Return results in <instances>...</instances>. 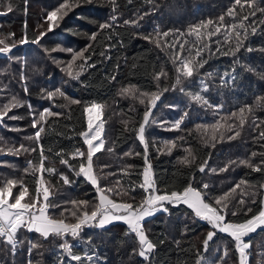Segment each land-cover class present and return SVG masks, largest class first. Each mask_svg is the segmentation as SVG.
Returning a JSON list of instances; mask_svg holds the SVG:
<instances>
[{
    "label": "trees",
    "instance_id": "obj_1",
    "mask_svg": "<svg viewBox=\"0 0 264 264\" xmlns=\"http://www.w3.org/2000/svg\"><path fill=\"white\" fill-rule=\"evenodd\" d=\"M63 0H28L27 14H25L24 0H0V12L6 11L10 3L13 7L11 13L0 15V39L7 44L16 43V47L8 55L0 54V106L11 101L16 96L24 104L23 107L12 109L9 116H17L18 119L11 120L5 117L4 126H0V187L6 179L23 180L29 188V193L35 195V177L25 172L27 161L38 160V153H22L19 156L7 154L8 147H18L20 144L35 146L26 137L34 134V129L30 127L33 117L29 115L28 104L32 106V111L39 112L44 107L53 104L64 105V107H53L55 112H62L59 117L48 118L45 125L46 132L42 134L41 143L44 145L48 160L46 166L57 169L58 173H63L72 181L64 184L58 174H44L50 185V196L54 202L61 205L60 208L50 209L49 215L54 218H64L65 222H75V218L70 213L60 216L63 208H72L71 201L86 200L89 202L88 210L98 204L97 192L94 187L85 180L83 176L77 177L67 166L59 163V157L55 153L64 150L65 158L70 163L77 165L79 159H71L72 153L79 148L86 150L79 132L86 128L84 106L93 102L104 105L103 117L107 120L104 126L105 149L113 148V152L103 151L94 157V172L100 178L101 187H113L114 191L109 193L110 198L117 202H132L136 205L144 197L143 190L132 185L138 184L141 180L139 173L144 167V148L136 137L139 123L142 122L145 105H141L139 100L119 95L122 87L135 86L138 93H155L164 88H172L175 84L176 72L172 63L173 51L171 48H157L154 42L143 39L148 35L153 40L156 31L161 33L168 31L171 39L172 34L185 33L183 40H194V36L187 35L190 26L199 24L201 21L219 20L221 15H225L224 23L231 25L239 24V19L227 16L230 7H235L237 17L249 16L244 23L248 26V37L244 40V47L237 53V57L231 55L224 56L215 53L216 45L212 44V53L205 52L208 63L200 69V75L204 77L209 85L207 92L201 94L211 105H223L217 110L209 107H202L191 102L184 93H181L177 86L176 91L164 92L157 107L153 109V116L159 121H166L165 127L159 123L153 124L146 130V139L149 144L148 156L155 175V183L160 192L171 190H182L187 186L188 181L195 177L193 184L200 187L201 182H207L210 195L215 198L229 191L241 179L248 181L242 188L247 192L246 199L255 198L256 204H249L253 211H257L260 200L264 199V172H254L251 168L240 164V161L248 159L254 164L261 160L260 153H264V141L254 139L259 131H264V124L260 129L254 130L252 121H264V108L256 107V98L264 96V15L256 11L255 17L250 13L253 10L248 5L261 9L264 8V0H241L244 5H235V0H79V6L73 8L71 12L60 21V26L53 32L47 33L42 38L41 43L19 44V40L27 33L29 41L39 35L41 31H46L44 17L48 11L54 10ZM116 15V23L111 29L101 31L99 25L110 23L112 15ZM143 17L140 19V17ZM124 20L138 21V27L132 24L125 25ZM256 24L252 25L251 21ZM25 22L27 27L25 28ZM257 27L256 34H251V27ZM202 31H204L202 29ZM224 31V29H222ZM243 36L244 30L241 29ZM15 33V36L10 34ZM96 33L97 41H91L90 36ZM111 36V39H109ZM212 40L217 37H212ZM92 44L91 51L95 53L89 63H95V68L85 67L84 72L78 80H71L62 70L66 67L67 61L71 59V54L65 51L72 48L75 51L84 49L88 44ZM112 47L106 52L111 59L100 56V52L105 51V45ZM229 45L235 47V41H230ZM229 45H223V50L227 51ZM4 45H0L3 47ZM189 45H186L188 47ZM251 48L252 51L247 49ZM55 49V51H53ZM239 59V63L234 64V59ZM77 64L80 61L76 62ZM118 66V67H117ZM21 68L25 76V81L21 83ZM235 68L236 79L231 84L223 86L220 83V76L226 71ZM163 70L167 76H161L159 81L154 79V75ZM211 72L209 78L205 73ZM115 75L117 79L110 81V77ZM25 84L28 93L24 92ZM7 85L5 88L4 86ZM185 87H190L193 92L200 91L197 78L194 77L189 84L186 80ZM60 88L65 92V97H56L49 101L41 91H54ZM143 98V97H141ZM71 99H78L81 104H71ZM147 103V100H146ZM245 105H251L253 112L247 114L243 128H239V121L231 117V113H239V109ZM132 109H135L134 111ZM187 111L189 116L181 125V130H165L176 119ZM225 117L226 119H221ZM217 120L224 125V128L216 133L217 141H211L212 129L205 132L198 125H212ZM127 121V124L124 122ZM232 125V130L228 131V126ZM223 132L224 139H220V132ZM235 131H240V136L228 140V136L234 135ZM208 140V143L205 141ZM166 143H175L176 147L171 154H167ZM52 149L51 152H47ZM191 150L195 160L191 164H182L180 161L188 155ZM130 152L132 155L124 156ZM141 153L140 156L135 153ZM257 153L253 157L251 154ZM191 160L192 157H189ZM208 161L206 173L198 171L199 166ZM235 162L234 164L232 162ZM104 164L109 167L103 168ZM128 164L133 165L127 171L130 175H125L122 169ZM228 165V170L219 172V168ZM217 169L212 173L210 169ZM116 173V175H108ZM36 175H39L37 173ZM120 180L116 185L115 181ZM123 189V191H121ZM19 185L13 189V195L18 194ZM120 192V195L116 193ZM127 193V195L124 194ZM229 204V208L238 211V199L241 198V190L237 189ZM134 198V199H133ZM10 202H12L10 200ZM168 212H159L146 218L144 229L149 239L157 243L155 252L150 257L149 262H144L142 258L132 253V247L138 244L135 242L134 234L125 236L126 225L122 222L109 224L105 228L85 227L79 238L73 240L70 236L65 237L69 243L74 245L73 251L76 254H83L85 251H95L99 260L96 264H196L197 253L203 252V240L208 231L212 230L210 225L193 217L191 210L184 205L173 207L166 205ZM252 213H249V216ZM234 222L244 219L242 213L238 217H228ZM17 237L25 241L18 245L13 257L8 250L4 240L0 238V261L4 264H27V241L32 240L39 244L31 254L32 264H77L71 261L59 244L63 242L60 237L49 236L43 239L34 232L21 229ZM91 238L90 242L86 238ZM252 241L250 249L251 255L248 258L249 264H264V229H258L256 233L246 237ZM163 240V243L159 241ZM178 242V243H177ZM227 247L229 254L225 257L226 264H238V254L235 252L231 238L226 234L217 233L214 240L210 242L207 256L215 259L217 253L223 256V249ZM92 264V262H85ZM215 264H223L220 260H215Z\"/></svg>",
    "mask_w": 264,
    "mask_h": 264
},
{
    "label": "snow or ice",
    "instance_id": "obj_2",
    "mask_svg": "<svg viewBox=\"0 0 264 264\" xmlns=\"http://www.w3.org/2000/svg\"><path fill=\"white\" fill-rule=\"evenodd\" d=\"M91 2V0H87ZM131 2V0H130ZM25 3V14H27V3L28 0H24ZM115 3V0H113ZM235 5H240L243 9L244 5L241 0H235ZM79 6V0H63L58 7L54 10L48 11L44 17V24L46 25V31H41L35 38H27V33L24 37L19 40V44L23 45L25 43L39 44L43 37L47 33L53 32L55 28L60 26V21H62L68 14L73 10L74 7ZM252 8L250 15L255 17L256 11H260L264 15V8L258 9L253 7L252 4L248 5ZM12 5L9 3L6 7V11L0 12V15H6L13 11ZM227 16L233 17L234 19H239V24L226 25L225 15H221L219 20L214 22L213 20L201 21L199 24L190 26L187 35L194 36V40H183L185 36L183 32H177L172 34L171 39H165L170 36L168 31L161 33L156 31V37L158 39L153 40L152 37L146 35L143 39L149 42H154L157 48H162L161 41H163V47L171 48L173 51L172 63L176 72L175 84L172 88H164L161 91L155 93H138L135 86L122 87L119 91V95L123 97H130L134 100L138 99L141 105H145V110L142 116V122L139 123L138 130L136 131V137L139 143L144 148L143 159L144 167L140 171L139 176L141 178L138 184H133V190L135 188H140L143 190L144 197L139 205L132 202H117L116 200L110 198L109 193L114 191L113 187H101L100 178L94 172V157L98 153L103 151L113 152V148L105 149V139L104 136V126L107 120L103 117L104 105L100 103L93 102L89 105L84 106L83 114L85 116L86 128L79 132V136L82 138L83 144L86 146V150H80L77 148L71 155V159H79L78 171L76 170L77 165L70 163L69 159L65 158L64 150L61 149L55 153L59 157V163L67 166L71 171L75 173L77 177L83 176L87 182H89L97 192V198L99 203L94 205L92 210H88L89 202L86 200L82 201H71L73 205L72 208H63L60 212V216L64 217L65 213H70L72 217L75 218V222H65L64 218H54L49 215L50 209L60 208L59 203L54 202L50 199L53 193L50 191V185H48L44 174H58L64 184H70L72 181L69 180L68 176L63 173H58L57 169L51 166H46V161L48 160V154L46 153L44 145L41 143L43 136L45 134V125L48 124L50 117L62 116V112H55L52 110L53 107H64V105L53 104L50 107H44L39 112L32 111V106L29 103V115L33 117L31 120L30 127L34 129V134L26 137L27 140L32 141L35 146H26L25 144H20L18 147H8L7 154H13L16 156L22 153H38V160L36 163L33 160L27 161V167L25 168L26 173H30L35 177V195L29 193L28 186L23 180L16 179H6L3 181V186L0 187V238H6L3 242L6 245V250L14 257L17 251L18 245L24 244L25 241L19 240L17 237L18 232L21 229H25L28 232H34L38 234L43 239H48L49 236L60 237L63 242L59 244V248L63 250V253L71 261L77 262V264H85V262H92L96 264L99 257L96 255L95 251L89 252L85 251L83 254H76L73 251L74 245L69 243L65 237H71L73 240L80 237L81 232L85 227H99L105 228L109 224L122 222L126 225L125 236H130L134 234L135 242L138 244L132 247V253L140 258L144 262H149L150 257L155 252L157 243L149 239L144 229V221L146 218L153 216L157 212L163 211L168 212V207L166 205H171L173 207H179L180 205L186 206L191 210L194 218L200 221L206 222L210 225L211 229L208 231L206 238L203 240V252L197 253L196 264H215V260H220L223 264H226L225 257L229 254V249L225 247L223 249V256L217 253L215 259H211L207 256L209 244L214 240L217 233L226 234L231 238L234 244L235 252L238 254V264H249L248 258L251 255L250 249L252 247V241L250 239L246 240V237H250L251 234L256 233L258 229H264V199L260 200V206L257 211H253V208L249 204H256L257 201L253 197L250 200L246 199L247 192L242 188L243 185H247L248 181L241 179L236 183L229 191L213 198L209 193L210 185L207 182H201L200 187H195L193 181L195 177H192L187 186L183 187L182 190H171L166 192H160L155 183V175L152 170V165L148 156L149 144L146 139V130L153 124L159 123L161 127H165L166 121H157L153 116V109L157 107V101L160 100L164 92L169 90L176 91L177 86L179 91L188 96L191 102H194L202 107H209L218 110L223 108V105H211L209 101L202 95V92H207L209 90V85L200 75V69L208 63L205 58V52L209 54L212 53V44L216 45L215 53H221L224 56L231 55L232 57H237V53L240 52L241 48L244 47V40L247 39L248 26L244 21L249 20L248 15L243 17H237L235 7H230L226 13ZM143 17L141 16L140 19ZM116 15L113 14L110 23H103L99 25L101 31L106 29H111L116 23ZM125 25L132 24L138 27V21L124 20ZM264 24V20L259 22ZM252 25L256 24V21H251ZM27 27V22H25V28ZM202 29L204 31H202ZM224 29V31H222ZM241 29L244 30L243 36L241 35ZM257 27H251V34H256ZM15 36V33L10 34ZM212 37H217V39L212 40ZM98 37L96 33L90 36L91 41H97ZM111 39V36H109ZM235 41V47L229 45L230 41ZM0 54L8 55L12 52L13 48L17 45L15 42L12 44H7L5 40L0 39ZM186 45H189L186 47ZM223 45H229L227 51L223 50ZM93 45L90 43L84 49L75 51L72 48H67L65 51L71 54V59L67 61L66 67L62 70L66 73L67 77L71 80H78L81 74L84 72L85 67L95 68V63H89L92 56L95 54L91 51ZM112 45H105V51L100 52L99 55L105 57L106 59H111L110 56L106 55V52ZM252 51L251 48L247 49ZM55 51V49H53ZM80 61L79 64L76 62ZM234 64L239 63V59H234ZM118 67V66H117ZM213 73H205L204 76L211 77ZM161 76H167V73L163 70L157 72L154 75V79L159 81ZM21 83L25 81V76L23 74V69L21 68ZM196 77L197 83L200 86V91L193 92L190 87H185V81L187 80L189 84L192 79ZM117 77L112 75L110 81H115ZM235 68L230 71H226L220 76V83L223 86H227L235 81ZM5 88L7 85L4 86ZM0 88V91H3ZM49 101H53L56 97H66L64 91L60 88H56L54 91L48 90L45 92L44 89L41 90ZM24 92L28 93V88L25 84ZM143 97V98H141ZM147 100V103H146ZM71 104L79 105L81 101L78 99H71ZM24 104L16 96H13L11 101L4 103L0 106V126H4V119L15 120L18 119L17 116H9V112L14 108L23 107ZM256 107L264 108V96H258L256 98ZM133 111L135 109H132ZM253 112V107L251 105H245L239 109V113H231V117H235L239 121V128H243L247 114ZM189 116V113L185 111L178 119H176L170 126L166 127L165 130H181V125ZM221 119H226L221 117ZM127 124V121L124 122ZM261 124L264 121L257 122L255 119L252 121V127L254 130L260 129ZM198 128H202L205 132L208 128L212 129V134L210 137L211 141H217L216 133L224 128V125L217 120L215 124L212 125H198ZM228 131L232 130V125L228 126ZM240 136V131H235L234 135L228 136V140L235 139ZM220 139H224V134L220 132ZM254 139L264 141V131H259ZM209 141L206 140L205 143ZM167 154H171L172 150L176 147L175 143H166L165 146ZM264 147V145H262ZM4 149L0 148V152ZM52 149H48L47 152H51ZM188 155L180 161L182 164H191L195 157L192 156L191 150H187ZM132 153L126 152L124 156H130ZM135 155L140 156L141 153L137 152ZM253 157L257 156L256 152L251 154ZM261 160L259 163L254 164L251 160L245 159L240 161L243 164L252 169L254 172H264V153H260ZM189 157H192L190 160ZM235 163L234 161L232 162ZM103 168L109 167L108 164H104ZM134 166L128 164L122 169L125 175H130L127 171L132 169ZM208 167V161L205 160L200 166L198 171L200 173H206V168ZM228 165L219 168V172H225L228 170ZM212 173H216L217 169H210ZM39 173V175H36ZM108 175H116V173H108ZM116 185L120 184V180L115 181ZM19 185L18 194L13 195V189ZM264 188V184L260 185ZM237 189L241 190V198L238 199L237 204L239 207V213L232 208H229V204L232 199H234V194ZM123 191V189H121ZM120 195V192L116 193ZM127 195L126 192H124ZM134 199V198H133ZM10 200L12 202H10ZM242 213L244 219L240 222H234L228 217H238ZM249 213L252 215L249 216ZM89 242L91 238H86ZM27 253L28 260L27 264H32L31 254L33 250L39 247L37 242L28 240L27 242ZM163 243V240L159 241ZM178 243V242H177ZM0 264H4L0 261ZM63 264V259L60 261Z\"/></svg>",
    "mask_w": 264,
    "mask_h": 264
},
{
    "label": "crops",
    "instance_id": "obj_3",
    "mask_svg": "<svg viewBox=\"0 0 264 264\" xmlns=\"http://www.w3.org/2000/svg\"><path fill=\"white\" fill-rule=\"evenodd\" d=\"M160 212H162V211H160ZM157 213H159V212H157ZM157 213H156V214H157ZM154 215H155V214H154Z\"/></svg>",
    "mask_w": 264,
    "mask_h": 264
},
{
    "label": "rangeland",
    "instance_id": "obj_4",
    "mask_svg": "<svg viewBox=\"0 0 264 264\" xmlns=\"http://www.w3.org/2000/svg\"><path fill=\"white\" fill-rule=\"evenodd\" d=\"M246 239V238H245Z\"/></svg>",
    "mask_w": 264,
    "mask_h": 264
}]
</instances>
